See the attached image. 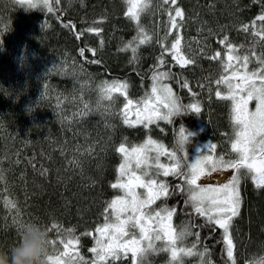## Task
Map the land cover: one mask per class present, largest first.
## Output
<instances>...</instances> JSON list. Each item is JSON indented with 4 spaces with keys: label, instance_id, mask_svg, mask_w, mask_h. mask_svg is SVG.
<instances>
[{
    "label": "trees",
    "instance_id": "trees-1",
    "mask_svg": "<svg viewBox=\"0 0 264 264\" xmlns=\"http://www.w3.org/2000/svg\"><path fill=\"white\" fill-rule=\"evenodd\" d=\"M50 3L53 10L26 7L20 0H0V244L7 245L16 238L14 219H37L48 225L52 251L62 254L63 246L68 244L71 249L78 248L89 264L90 248L97 235L94 229L105 221L106 202L119 193L113 187L122 159L117 146L123 142L131 149L151 137L173 148L171 122L124 123L121 110L126 99L140 104L159 64L160 70L170 72L162 81L171 86L179 102L188 105L195 100L202 105L199 112L190 111L196 124L203 126L207 139L227 142L234 131L231 104L225 99H206L218 88V78L227 61L226 44L220 41L226 35L227 43L238 46L233 55L249 53L248 70L258 68L251 53H264V39L254 34L251 26L243 29L239 25L258 16L264 0H178L184 17L178 18L176 30L178 27L182 52L190 61L187 65L177 64L170 52H161L151 22L148 25L142 18L139 23L149 29L151 38L140 43L135 53L126 47L137 36V22L125 14L128 0ZM170 3L171 0H161L160 8H169ZM261 23L259 19L255 21L257 32ZM90 28L100 31L92 32ZM176 30L168 34L167 45L175 39ZM80 49L85 51L81 53ZM160 55L164 56L163 63L157 59ZM17 56L33 63L29 75L7 73L12 71ZM62 59L91 73L94 98L103 94L104 82H127V97L119 93L110 98L112 116L107 122L94 113L79 124H64L54 102L46 96L35 99L30 108L21 104L24 95L20 97V88L25 94L56 82L63 88L60 74L53 76L44 70L45 62ZM64 85L70 87L67 80ZM187 113L173 116L174 133ZM183 126L190 131L189 126ZM231 156L229 150L225 157ZM244 172L240 179L241 211L230 225L234 257L236 264H264V186L257 187L251 175ZM170 193L154 207H174L172 226L177 232L188 229L180 243L192 247L193 252L182 256V264H206L208 260L212 264H230L220 228L191 211V203L184 202L187 193L174 187ZM5 197L16 207L7 205ZM72 236H76L78 244H71ZM162 243L157 245L160 251L149 253L146 264H168L170 258ZM205 248L207 252L201 256L199 252ZM70 255L74 256V252ZM120 257L112 264H132L130 255Z\"/></svg>",
    "mask_w": 264,
    "mask_h": 264
},
{
    "label": "snow or ice",
    "instance_id": "snow-or-ice-1",
    "mask_svg": "<svg viewBox=\"0 0 264 264\" xmlns=\"http://www.w3.org/2000/svg\"><path fill=\"white\" fill-rule=\"evenodd\" d=\"M20 3L26 7L43 6L53 10L50 0H20ZM148 3L149 0H129L128 2L125 14L130 15L131 19L137 22V36L126 47H131L134 53L140 43H146L151 38V34L139 23L140 13L148 6ZM183 16L184 12L178 0H171L168 11L170 26L167 31H172V28L178 25V18L182 19ZM98 19L102 20L103 17ZM257 19L262 22L259 32L255 25ZM250 26L254 34L264 39V7L257 17L239 25L243 29ZM89 31L99 33L100 29L90 28ZM160 43L163 45L164 41L161 40ZM220 43L226 44L228 50L225 53L227 75L222 76L218 81L226 85V90H217L216 95L227 97L231 101V119L234 122L231 148L234 150V158H226L224 153L216 154L211 151L215 149V145L209 144V150L202 153L197 150L195 158L187 161L186 142L194 133L186 131L183 125L176 134L173 148H166L161 141L151 137H147L140 145L133 146L131 150L121 142L117 146V151L122 153V159L117 165L118 175L113 181V187H118L122 194L114 195L110 201L106 202L105 221L103 224H97L94 229L97 235L90 248L91 264H112L113 260L120 256H128L129 253H131L132 264H146L149 253L160 251L155 240L163 241L164 247L169 251L168 264H182V256L193 252L192 247H184L180 243L188 229L182 228L177 232L172 226L171 218L176 209L162 206L153 211L150 207L158 197H167L171 194L170 185L166 179L158 178L160 172H163L165 176L171 173L181 179V183L174 188L187 193L184 202L191 203V211L206 218L208 222L214 221L216 225H219L222 229L227 260L230 264H236L230 225L233 223V218L241 211V173L247 169L244 174H250L257 187L264 186V53H251L256 57L259 67L248 70L249 53L246 52L242 57L234 56L233 50L238 46L227 43L226 35ZM180 44L181 34L177 27L171 47L164 45V51L170 52L175 62L181 65L188 64L190 61L181 51ZM79 51L83 53L85 50ZM157 59L160 63L164 62L163 55ZM169 75V71L159 69V64L155 66L152 72L151 92L143 101V105L132 99H126L121 113L125 124L151 122L156 119L171 122L176 114L189 110L199 112V102L194 100L188 105L182 104L171 86L162 82ZM184 86L187 87V81ZM127 87L126 81L104 82L102 92L109 97L113 93H123L127 97ZM253 99L255 108L250 109L248 103ZM130 106L135 107V119L129 118ZM162 154L169 155L171 162L162 163L160 160ZM153 163L156 165L154 169ZM223 169L236 171L223 184L198 183L201 177L211 176ZM0 179H3L2 175ZM138 187L143 191H137ZM5 202L13 208L16 207L15 202L7 197ZM14 222L17 223L18 220L14 219ZM55 223L54 221L53 224ZM57 239L60 238L57 237ZM70 242L76 245L78 239L72 236ZM72 252L74 256L70 255L68 244H65L62 254H49L47 259L54 264H77V261L79 264H88V259L80 255L78 248L72 249ZM206 252L205 248L199 254L204 256ZM60 255H64L67 259L61 260ZM209 264L212 262L209 261Z\"/></svg>",
    "mask_w": 264,
    "mask_h": 264
},
{
    "label": "rangeland",
    "instance_id": "rangeland-1",
    "mask_svg": "<svg viewBox=\"0 0 264 264\" xmlns=\"http://www.w3.org/2000/svg\"><path fill=\"white\" fill-rule=\"evenodd\" d=\"M164 1H167V0H164ZM128 2H129V0H128ZM160 4H161V0H149L148 6L140 13L139 19L142 18L146 24L148 23V25L150 24L149 22H151L152 28L154 29V33L157 35V37H155V40H156L155 43L158 45V47H160L161 52H163L164 45H167L166 41L168 38V34L171 31H167L168 27L170 26V21L168 20L169 8H160ZM174 28H176V27H173L172 30H174ZM145 30L147 32H149L148 28H146ZM158 36H161V37L163 36V39L166 43L164 42V44L162 45L160 43L161 37L158 38ZM167 46L171 47V43H169V45H167ZM32 64L33 63L28 61V59L24 60L22 57L17 56L13 61V65L11 67L12 71L11 72L9 71L7 73H9L10 76L11 75H18L21 73H25L26 75H29L28 70L30 69L29 68L30 66H33ZM177 64H179V63L177 62ZM184 65H186V64H184ZM36 66H38V65H36ZM37 68H39V66ZM226 69H227V64H225L223 66V69L220 72L221 76L218 78V81L220 80V78L222 76L227 75ZM44 70L47 71L49 73V75L54 76V75L60 74L59 78H60V82H61L63 88H61L59 86V83H57V82L54 86L49 85V84L48 85L44 84L42 87H39V88L37 87V89H35L33 93H31L30 91H27L25 94V91H23V89L20 88V90H21V94H19L20 97L22 95H24V98L21 99L20 102L25 108H28V107L30 108L31 104L34 102L35 99H39L40 97L46 96V97L51 98L52 101L54 102V105L58 109L59 114H60L61 119L63 120L64 124H68V123L71 124V123H73V121L75 123L79 124V122H81L83 120V118H87L94 113L97 114V116H100L102 122H103V119H105V122H107V120L110 119V116H112L111 115L112 110H110V109L112 107L109 105L108 102L110 101V98L112 96L109 97V96L104 95V93H103L99 97H95V98L92 97V90H91L92 85H93V81L91 80L92 75L87 70H84L81 65L77 66L74 64H70L67 61L62 59L60 61L45 62L44 63ZM64 79L68 81V83H69L68 86H70L69 88L64 85V81H65ZM61 80H63V81H61ZM152 83H153V81H152ZM152 83H151V87H152ZM217 86H218V88L216 90H213L212 94H210V96L212 98L218 99V101H220V102H222V100L225 99L226 101L230 102V104H231V101L229 98L222 97V96L218 97L216 95L217 90L225 91L226 85H224L223 83H218ZM25 89L29 90V88H25ZM148 91L149 92L146 95V97L142 98V100L140 101L141 106L143 105V101L149 97V94L151 92V88L148 87ZM172 91L174 92L173 89H172ZM113 94L116 95L119 93H113ZM19 95H18V97H19ZM248 104H249L248 106L250 109L255 108L254 99L250 100ZM201 108H202V105H200V110H201ZM122 110H123V107H122ZM122 110H121V112H122ZM130 111H131V116L129 118L135 119L136 118L135 107L130 106ZM231 115H232V113L230 114V117H231ZM156 120H161V119H156ZM152 121H155V120H152ZM145 122L147 124L149 123L147 121H145ZM163 122L168 123L169 121L163 120ZM140 124L141 123H137L134 125H140ZM180 126L181 125H179V124L176 125L175 139H176V134L180 130ZM186 131H188V130H186ZM188 132L194 133V135L190 136L189 140L186 142L187 161H191L192 159L195 158V155L197 154V150H199L201 153L205 150H209L208 149L209 144L215 145V149H212L211 151H214L216 154L224 153L226 156V155H228L229 150H230L232 152V156L230 158H234V150L231 148V139L234 138V135H229L228 141L226 143H223V142L219 143L218 141L217 142H209V141L202 142V141L198 140V138H197V135L199 137H200V135H205L206 131L203 130L202 125H200V126L197 125V131L196 132H193V131H188ZM129 150H131V149H129ZM120 154L122 155V153H120ZM181 155H183V154H181ZM160 160L162 163H170L171 162L170 156L166 155V154H162L160 156ZM155 167H156V165L153 163L152 168L154 169ZM234 171H236V170L235 169H223V170H220V171L213 173L211 176L201 177L198 180V183H205V184L220 183V184H223L225 181H227L228 179L231 178ZM158 178L159 179H166L167 183L170 185V190L173 189V187L175 185L181 183V179L179 177L173 176L171 173H169L167 176H165L163 172H160ZM251 180H252V178H251ZM137 191H143V189L138 187ZM118 192L119 193L117 195L122 194V192L119 188H118ZM162 199H164V197H158L157 200L153 202V205L150 206L153 211L160 208V207L159 208L154 207V205H156L157 203H161ZM168 207H170V206H168ZM174 215H175V213H173V216ZM173 216L171 218V223L173 221ZM216 226L219 227V225H216ZM220 230L222 231V229H220ZM137 232H138V230H137ZM160 242H163V241L155 240V244L157 243L156 245L160 244ZM162 246L164 247V242L162 243ZM52 247H53V244H52ZM63 248H64V246H63ZM68 248H69V253H71L72 246H68ZM62 250L63 251L61 253L64 252V249H62ZM164 250L167 251V254L169 256V251L166 248ZM51 254L52 255H59V252H57V250H53ZM184 255H188V254H184ZM63 257H65V256L60 255L61 260H64ZM122 257L130 258L129 255L127 257H125V256H122ZM122 257H120V258H122ZM169 258H170V256H169ZM209 261L210 260H208L206 264H209ZM48 264H54V262L48 261ZM89 264H91V262Z\"/></svg>",
    "mask_w": 264,
    "mask_h": 264
},
{
    "label": "clouds",
    "instance_id": "clouds-1",
    "mask_svg": "<svg viewBox=\"0 0 264 264\" xmlns=\"http://www.w3.org/2000/svg\"><path fill=\"white\" fill-rule=\"evenodd\" d=\"M15 232L16 238L11 243L0 244V264H48L51 244L45 222L21 218Z\"/></svg>",
    "mask_w": 264,
    "mask_h": 264
},
{
    "label": "bare ground",
    "instance_id": "bare-ground-1",
    "mask_svg": "<svg viewBox=\"0 0 264 264\" xmlns=\"http://www.w3.org/2000/svg\"><path fill=\"white\" fill-rule=\"evenodd\" d=\"M184 17V16H183ZM73 27V26H72ZM74 28V27H73ZM176 30V28H174V30H172L169 34H172L174 31ZM187 65V64H186ZM153 81V80H152ZM152 81H151V83H152ZM151 83H150V87L149 88H151ZM179 89L180 88H178V91H179ZM149 92V91H148ZM205 94H203L202 96H204ZM144 97H146V95L144 96ZM143 97V98H144ZM210 98H212L210 95H208L207 96V98L206 99H210ZM142 100V99H141ZM212 100H216V98H212ZM192 113H191V111L189 110L188 111V113H187V115H188V117H189V119H188V117H187V115H185V116H183L184 117V119H183V121H185L186 123H185V125H187V126H189L190 128V131H193V132H196L197 131V124H196V121H195V119L192 117V115H191ZM183 117H181V118H183ZM233 135H234V131H233Z\"/></svg>",
    "mask_w": 264,
    "mask_h": 264
},
{
    "label": "flooded vegetation",
    "instance_id": "flooded-vegetation-1",
    "mask_svg": "<svg viewBox=\"0 0 264 264\" xmlns=\"http://www.w3.org/2000/svg\"><path fill=\"white\" fill-rule=\"evenodd\" d=\"M180 49H181V51H182V45H181V44H180ZM217 100H218V99H217ZM248 105H249V104H248ZM173 121H175V119H174ZM185 123H186V122H184L183 120H180V124H181V125H185ZM174 127H175V125H174V123L171 121L169 129H171L170 141L173 143V146H174V142H175ZM197 138H198V140H200V141H202V142H204V141H209V142H211V140L207 139L206 135H200V137L197 135ZM215 142H217V141H215ZM225 143H226V142H225ZM128 255H131V253H129ZM125 257H127V256H125Z\"/></svg>",
    "mask_w": 264,
    "mask_h": 264
},
{
    "label": "water",
    "instance_id": "water-1",
    "mask_svg": "<svg viewBox=\"0 0 264 264\" xmlns=\"http://www.w3.org/2000/svg\"><path fill=\"white\" fill-rule=\"evenodd\" d=\"M73 30H74V28H73ZM127 236H128V234H125V237L127 238Z\"/></svg>",
    "mask_w": 264,
    "mask_h": 264
}]
</instances>
